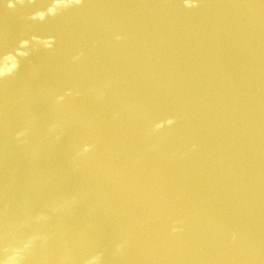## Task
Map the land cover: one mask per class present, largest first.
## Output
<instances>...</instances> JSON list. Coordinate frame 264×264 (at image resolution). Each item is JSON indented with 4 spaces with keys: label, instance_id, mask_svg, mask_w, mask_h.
<instances>
[{
    "label": "water",
    "instance_id": "95a60500",
    "mask_svg": "<svg viewBox=\"0 0 264 264\" xmlns=\"http://www.w3.org/2000/svg\"><path fill=\"white\" fill-rule=\"evenodd\" d=\"M0 264H264V0H0Z\"/></svg>",
    "mask_w": 264,
    "mask_h": 264
}]
</instances>
